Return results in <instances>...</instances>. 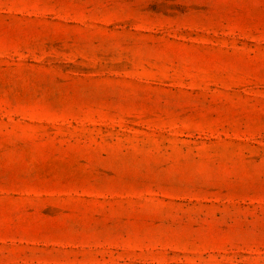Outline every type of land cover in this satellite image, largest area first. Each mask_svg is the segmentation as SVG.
<instances>
[{"label": "rangeland", "instance_id": "374dc122", "mask_svg": "<svg viewBox=\"0 0 264 264\" xmlns=\"http://www.w3.org/2000/svg\"><path fill=\"white\" fill-rule=\"evenodd\" d=\"M0 264H264V0H0Z\"/></svg>", "mask_w": 264, "mask_h": 264}]
</instances>
